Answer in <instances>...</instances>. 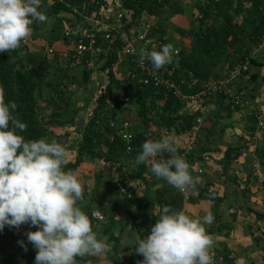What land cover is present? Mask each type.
Here are the masks:
<instances>
[{"label":"trees","instance_id":"obj_1","mask_svg":"<svg viewBox=\"0 0 264 264\" xmlns=\"http://www.w3.org/2000/svg\"><path fill=\"white\" fill-rule=\"evenodd\" d=\"M104 3V0H63V2L55 1L52 5L45 7L42 12H46L53 19L60 14H70V8H76L79 11L90 14L97 11ZM123 6L132 11V20L124 29L127 34L129 29L138 22L135 19L140 17L156 18L150 37L156 38L160 43L156 51L163 46V28L166 13L172 14L169 0H123ZM192 14L189 15L190 25L182 33L185 43L177 46V53L173 57L170 64L165 65V70L169 73L167 76L170 82L177 89L178 95L174 94V90H165L163 88H155L152 85H143L139 81H132L128 77L132 73V65L128 66V75L125 78H118L115 73V66L118 61L117 54L121 51L122 44L119 39L114 43H109L104 38V33H95V48L99 50L98 58H105V64L100 67L105 73L107 84L104 95L98 97L93 105L89 118L82 126L80 136L77 141L76 155L72 163H67L64 170H76L84 161L85 157L91 160H101L106 164L118 165V171L122 168L123 160L135 151L141 148L146 140H156L153 136H146L142 130H147L148 126L160 128L164 126L167 129L174 127L177 123L181 127L182 132H188L192 129V122L199 116L198 112L191 115H179L185 100L195 97L204 91L202 105L211 101L220 100L228 103L238 109L240 105V97L234 94L224 93L222 95H212L208 93L207 83L214 73V70L223 64L226 68L225 75L230 77V73L247 64V70L240 72L236 77H245L247 85H252L259 80L258 74L250 73L249 67H261L262 63H258L250 57V54L264 43V0H199L192 7ZM50 9V10H49ZM61 22H68V18ZM82 22V21H80ZM39 23L34 22L31 27ZM33 26V29L35 27ZM62 32V31H61ZM181 37V38H182ZM32 38V36H31ZM23 49L19 47L8 53H0V87L3 88L5 101L15 102L16 109L13 113L21 122L27 124V129L20 133L25 139H40L51 135L42 125L41 116L38 106L37 94L39 87L46 73L50 69V65L43 67H35L20 59V53ZM100 55V56H99ZM74 63L81 67H87V57ZM52 68V67H51ZM59 71V69H58ZM59 72H62L61 70ZM90 72V71H88ZM232 80V79H231ZM46 87H51V83H46ZM215 96L214 100L213 97ZM127 99V103L121 100ZM112 101L115 111L107 110L106 101ZM205 100V101H204ZM50 106H54L55 99L51 97L43 100ZM126 104L136 107V116L140 119V131L133 133V140L130 144L132 151L126 153V144L116 136L114 129L110 127L111 122L117 123L115 120L116 113ZM259 113L253 114V121ZM157 118V119H154ZM257 119L254 121L257 125ZM67 120L58 121L59 125H63ZM260 128V139L254 146L253 154L262 172L261 181L264 189V122ZM254 131V129H253ZM151 133H154L152 131ZM253 134V133H252ZM167 158V157H166ZM226 158V156L224 157ZM141 180H144L141 174H138ZM118 185L123 189L120 193L118 187L107 183L102 198L109 203L108 213L113 215L116 210L124 211L123 221L130 217L128 205L130 197L126 193L121 176H118ZM97 187V186H96ZM94 190L97 189L95 188ZM95 194V192H94ZM92 202L94 198H92ZM198 200L212 202V214L214 217L216 208L220 199L213 197L203 188L197 195ZM158 202L162 205H168L173 210V206L167 202ZM92 222L93 229L97 220L92 213H86ZM263 214L255 213L256 221L263 222ZM133 220V219H132ZM13 227L5 226L0 231V251L10 244L11 231ZM261 235L264 237V230ZM108 240L113 242V247L106 254L111 264H120L116 244L118 238L109 236ZM254 243H258L260 239L254 238ZM264 243V238L262 239ZM36 250L33 247L24 248L22 251L23 262L21 264H34ZM216 259L227 261V252L223 247L222 251L215 254ZM262 262L264 264V249L262 250ZM77 264H85L87 260L84 257H77ZM1 264H15L14 262L2 258ZM218 264H221L218 263Z\"/></svg>","mask_w":264,"mask_h":264},{"label":"crops","instance_id":"obj_2","mask_svg":"<svg viewBox=\"0 0 264 264\" xmlns=\"http://www.w3.org/2000/svg\"><path fill=\"white\" fill-rule=\"evenodd\" d=\"M106 1L109 0H104V2ZM197 1L169 0L175 17L171 18V21L165 24L163 28L167 31L174 20L180 16L185 17L188 15V12L192 11L189 7H192ZM68 16V14H60L57 17L66 19ZM64 19L62 18V21ZM146 20H155V18L146 17ZM61 23L62 30L63 22ZM184 25L186 30L188 28L187 23H184ZM169 33L167 31L166 37L163 35L162 45L171 44L176 50L184 37H175ZM31 36L27 39H31ZM49 41L54 42L53 40ZM54 43L59 48V43L61 45L63 42L56 41ZM25 49L26 46L23 50L25 51ZM262 51H264V43L250 54V57L258 63H262V66L249 67L250 73L258 74L260 81L247 85L245 77L239 76L233 78L230 82H225V79H227L225 75L226 68L222 67L223 64L220 63L207 83L208 93L211 92L212 95L230 93V95L234 94L235 97H240V107L238 109L220 100L202 105L203 99L200 96H195L185 100L182 109L178 112L179 115L199 113L197 118L200 119V122L197 124L193 120L190 131L182 132L178 123L170 129L164 126L156 128L152 125L148 126L147 130L141 129L142 132H146V136L151 134L156 140H159L162 136H169L174 139L178 154L190 166L191 175L195 180L194 191L190 190L182 193L165 180L158 179L150 171V164H137L136 157L141 152L140 148L135 151V154L125 158L124 162L126 161V163H123L122 168L118 171L126 193L129 197L131 195L128 205L130 217L123 221L125 216L123 210H116L113 215H109L108 206L102 209V207L93 204L96 200L102 199L103 192L107 187L105 184L111 181L100 179L101 177L99 178L98 174L95 184L102 182L103 189L98 190L97 187L96 192L94 190L95 186L88 187L89 183L94 182L92 178L86 182V185L83 182L84 179L81 176L88 177L92 175L93 178L95 176L91 168L87 170L85 169L87 165L83 164L79 172H88L81 173L79 182L82 186V200H79L77 205L85 214H91L94 209L100 211L99 217H94L97 219L95 220L94 231L97 232L99 239H103L110 245V249L114 244L108 240V237L118 238L116 249L120 264H141L143 256L136 253V242L150 233L151 226L159 218L160 209L164 205L160 204L158 199L172 205L173 211H183L194 219L202 218L211 210L213 205L212 202L197 199L198 193L203 188L207 189V192L213 197L220 199L215 211L217 217H214L211 224L205 225L206 232L214 242L209 249L212 257H216L215 254L222 251L224 247L228 259L225 262L221 261V264H263L261 263V257L259 258L260 253L262 256V250L264 249V243L262 242L264 237L261 235L263 233V222L256 221L255 213L261 212L254 209L255 204L256 208L260 207L258 206L260 204L256 201V199L258 200L256 193H262L264 200V189L261 184L263 175L253 154L254 146L261 136L259 126L254 122L256 119L253 121V114H261L264 109V57H260ZM44 55L48 56L46 51ZM214 98L215 96L213 100ZM126 108L127 106H123L118 111L119 118L130 121L133 133L140 131V119L135 113H128ZM152 131L154 133H151ZM165 155L168 158V154L165 153ZM225 156L226 158H224ZM138 174H141L144 180H141ZM115 183L112 181L110 184L114 185L115 188ZM92 198H94L93 202ZM210 212L212 213V211ZM262 217L264 218V215ZM20 229L22 230L20 231ZM36 230L35 226L29 227L28 225L19 228L17 238H21L20 240L24 242L25 247L23 249L33 247L27 241V233ZM14 234L13 227L9 246L0 251L3 258L5 254L12 255L16 253V244L13 242L15 241ZM255 237L260 239L258 243H254L253 239ZM106 254L84 256L87 260L85 264H111ZM19 261L20 264L23 262L22 253Z\"/></svg>","mask_w":264,"mask_h":264},{"label":"clouds","instance_id":"obj_3","mask_svg":"<svg viewBox=\"0 0 264 264\" xmlns=\"http://www.w3.org/2000/svg\"><path fill=\"white\" fill-rule=\"evenodd\" d=\"M40 7L41 0H0V53L18 49L34 22L47 21ZM175 55L171 44L140 52L141 60H149L154 71L172 63ZM15 109V102H6L0 87V231L5 226H35L36 231L27 233L36 250L34 264H77V257L108 253L110 245L98 238L90 217L77 205L82 187L71 170H64L66 148L45 138L25 139L20 133L27 124L13 114ZM136 163L150 164L158 179L182 193L195 190L190 166L169 136L146 140ZM213 220L210 211L194 219L164 205L150 233L136 242L141 264H214L209 252L214 242L205 229Z\"/></svg>","mask_w":264,"mask_h":264},{"label":"rangeland","instance_id":"obj_4","mask_svg":"<svg viewBox=\"0 0 264 264\" xmlns=\"http://www.w3.org/2000/svg\"><path fill=\"white\" fill-rule=\"evenodd\" d=\"M197 1V0H195ZM199 1V0H198ZM50 10V9H49ZM170 11L172 10L169 9ZM45 14L47 16L46 22H39L34 27L35 29L32 30L31 39L26 41V49L23 50L20 54V59H22L25 64L35 66V67H43L45 65H50L49 71L46 73L45 78L42 80L39 92L37 94V99L39 101L37 108L39 109V114L41 116V123L43 127L51 133L50 136L46 137L47 142H58L63 145L67 150L66 155V163H72L75 159L76 155V147L77 141L81 133L82 126L88 120L91 109L93 105H95L96 100L98 99V89L100 86H105L107 84V78L105 73L102 72L101 68L104 64L106 59L103 58H96L97 61L88 67H81L74 63L75 60L72 58V45L68 44L67 42L62 41L61 35V20L60 18L56 17L53 19L47 14V10H45ZM189 11V10H188ZM192 14V11L188 12V15L180 16L176 20H172V26L170 29H167L168 33L172 36L182 37V33L185 30L184 23H187V27L190 25V19L188 23V16ZM175 17L172 14H164L162 18H164L163 24L169 23L171 18ZM177 17V16H176ZM184 18V19H182ZM179 19V21H178ZM143 22H146V17H143ZM155 20H148L147 22L155 23ZM184 21V23H183ZM140 24H142L140 22ZM163 25V26H164ZM33 26L31 27L33 29ZM61 30V31H60ZM165 30V28H164ZM167 31L165 30L164 37L167 36ZM29 37V36H28ZM30 38V37H29ZM49 40H53L54 42H63L59 43V48L55 46L54 42H50ZM52 48L53 53L51 55L45 56L44 52L46 49ZM154 48H152L153 51ZM258 49V48H257ZM100 56V55H99ZM118 56V55H117ZM260 57H264V51L262 54L260 53ZM264 62V61H263ZM61 70L62 72L58 71ZM115 73L118 75V78H125L128 75V67L125 65V61H117V64L114 68ZM90 71V72H88ZM46 83H51V87H46ZM55 99L54 106L48 105L46 102L43 103V100L46 98ZM127 106L126 111L128 113H135L136 114V107L134 105L126 104ZM128 116V114H127ZM119 114L116 113L115 120L119 119ZM67 120L63 125H59L58 121ZM154 119H157L154 117ZM85 161L73 170V174L79 179L82 172H79L80 169L83 167V164H86L87 167L85 169H90L95 174L94 178L92 175L85 177L81 176L84 180V184L86 185L89 179L92 178L94 182L89 183L88 187L95 188L98 187V190L103 189L102 182L96 183V177L104 180V181H111L109 183H117L118 179V165L116 164H106L103 163L101 160H91L88 157L84 158ZM123 163H126V161ZM107 169V170H106ZM90 171V172H91ZM88 171L83 172L82 174L87 173ZM108 172V173H107ZM97 174V175H96ZM97 186V187H96ZM82 187V186H81ZM257 198L256 201L260 204L258 208H255L256 211H260L264 215V200L262 193H256ZM82 200V199H81ZM102 200V201H101ZM97 201V202H96ZM95 203L97 207H104L106 208L109 206V203L104 200L103 198L96 200ZM256 202V203H257ZM100 212L97 209L93 210V215L95 213ZM23 227L24 225L14 227V244H16V253L14 254H5L4 258L10 261L15 262L16 264H20V254L23 251V247L19 243L21 238H17L19 235V228ZM16 229V230H15ZM37 229V228H36ZM22 229H20L21 231ZM264 230V228H263ZM24 243V242H23ZM261 257V253L259 258ZM2 256L0 254V264L2 263ZM259 261V259H257ZM261 263L262 258H261Z\"/></svg>","mask_w":264,"mask_h":264},{"label":"built area","instance_id":"obj_5","mask_svg":"<svg viewBox=\"0 0 264 264\" xmlns=\"http://www.w3.org/2000/svg\"><path fill=\"white\" fill-rule=\"evenodd\" d=\"M55 1L63 2V0H41L40 11H43L44 7L52 5ZM70 14H68V22L63 23L62 27V41L69 42L72 45V58L73 60L80 61L87 57V67L92 66L99 54V50L95 48V33H104V38L110 44L114 43L115 40L119 39L122 44L121 51L117 54L118 61H125V65H132V73L128 77L132 81H139L143 85H152L155 88H163L165 90H174V94L178 95L177 89L172 82L168 79L169 73L162 67L159 70L153 69L149 60L140 58L141 50L156 51L157 47L160 45L156 41V38L150 37V32L153 28L154 23L143 22V17L135 19L134 24L127 34L124 32L125 27L132 20V11L126 9L123 6V0H109L104 2L97 11L90 14H84L85 12L79 11L76 8H70ZM82 21V22H80ZM140 22L142 24H140ZM121 34H124L125 39H121ZM29 39V38H28ZM27 38L21 43V49L26 45ZM53 53L52 48L46 49V54L51 55ZM177 53V49H176ZM247 64L242 65L240 68L234 69L230 73V77L225 79V82H230L231 79L236 78L240 72L247 70ZM105 86H100L98 89V97L104 95ZM204 91H202L197 96H204ZM191 98V97H190ZM121 100L127 103V99ZM235 104L240 105V102ZM107 110L115 111L114 104L112 101H106ZM264 106V102H263ZM264 109L257 115V126L261 127L264 122ZM117 123L110 124V127L114 129V132L118 138H120L126 144V153L129 154L132 151L130 146L133 140L132 124L127 119H117ZM195 122L198 124L200 119L197 118ZM148 137L151 134L147 135ZM160 157H157L159 159ZM164 158L166 155L164 154ZM116 187L120 189V193L123 189L117 184ZM93 217H99L98 215H93ZM214 264L220 263L221 259H216L213 257Z\"/></svg>","mask_w":264,"mask_h":264}]
</instances>
